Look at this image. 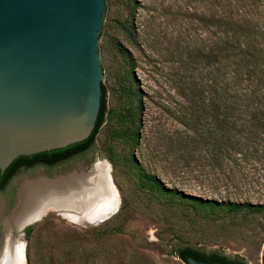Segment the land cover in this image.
Here are the masks:
<instances>
[{
	"label": "rangeland",
	"instance_id": "obj_1",
	"mask_svg": "<svg viewBox=\"0 0 264 264\" xmlns=\"http://www.w3.org/2000/svg\"><path fill=\"white\" fill-rule=\"evenodd\" d=\"M104 1L105 116L94 147L61 167L20 172L0 192V205L12 208L17 179L107 163L119 208L93 224L48 211L28 238L27 228L16 235L25 264H183L174 255L182 248L264 264V135L244 132L247 112L232 118L228 104L210 101L216 77L217 87L226 81L228 25L248 26L264 43V0ZM144 178L189 197L259 208H196L143 186Z\"/></svg>",
	"mask_w": 264,
	"mask_h": 264
},
{
	"label": "water",
	"instance_id": "obj_2",
	"mask_svg": "<svg viewBox=\"0 0 264 264\" xmlns=\"http://www.w3.org/2000/svg\"><path fill=\"white\" fill-rule=\"evenodd\" d=\"M107 15L104 0H0L1 172L18 158L63 150L91 135L101 103L100 45ZM94 168L73 174L91 175ZM23 180L29 179L13 183L12 208L1 204L5 217L18 210ZM3 241L0 229V251ZM186 264L206 263L189 258Z\"/></svg>",
	"mask_w": 264,
	"mask_h": 264
},
{
	"label": "trees",
	"instance_id": "obj_3",
	"mask_svg": "<svg viewBox=\"0 0 264 264\" xmlns=\"http://www.w3.org/2000/svg\"><path fill=\"white\" fill-rule=\"evenodd\" d=\"M232 40L225 45V59L227 61L225 73V83L223 88L217 87L220 80L216 77L214 80L211 93L213 96L211 102L228 104L233 118L238 110L247 112L244 121L248 125L245 133L257 135L258 132L264 135V112L259 113L258 110L264 108V43L255 38L256 34L252 28L238 24L232 21L229 25ZM205 85L196 91V94L202 96ZM105 88L101 84V103L99 114L95 127L91 135L83 142L67 147L63 150L45 152L31 157H21L16 159L4 171H0V192H2L12 181V179L20 173V168H31L36 161L41 164L53 166L60 162H64L73 158L78 154H85L94 147L96 135L103 123L105 116ZM219 110V107L217 106ZM221 125V122H217ZM235 126V123L232 124ZM232 126V128H233ZM231 128V129H232ZM259 130V131H258ZM143 186L156 190L165 196L179 198L181 201L190 200L196 208L209 211L223 212H247L249 209H257L250 205H236L230 203H218L212 200H202L200 198L189 197L182 193L172 192L166 189L155 178H144ZM264 208V206L262 207ZM31 229L25 230V237L28 238ZM174 255L186 264L189 258L206 264H245L242 259L228 258L218 252L205 253L198 249L182 248L174 251ZM264 263V258H263Z\"/></svg>",
	"mask_w": 264,
	"mask_h": 264
},
{
	"label": "bare ground",
	"instance_id": "obj_4",
	"mask_svg": "<svg viewBox=\"0 0 264 264\" xmlns=\"http://www.w3.org/2000/svg\"><path fill=\"white\" fill-rule=\"evenodd\" d=\"M94 169L91 175L73 174L53 181L37 177L19 183L17 212L5 217L0 205V229L4 233L0 264H25L24 244L9 236L14 231L21 232L19 229L40 216L46 207H49L48 211L56 212L55 208H58L59 211L75 213L76 216L69 218L87 224L102 222L116 213L119 200L108 177L110 166L98 163Z\"/></svg>",
	"mask_w": 264,
	"mask_h": 264
},
{
	"label": "flooded vegetation",
	"instance_id": "obj_5",
	"mask_svg": "<svg viewBox=\"0 0 264 264\" xmlns=\"http://www.w3.org/2000/svg\"><path fill=\"white\" fill-rule=\"evenodd\" d=\"M85 154H86V153H85ZM83 155H84V154H78V155L74 156L73 158H71V159H69V160H66V161H64V162H60V163L55 164V165H53V166H49V165H47V164H41L40 161H36V162L34 163V165H33L31 168H25V166H22V167L20 168V172H22V171H24V170H30V169H33V168H35V167H42L43 169L49 171V170H52V169H54V168L61 167V166L65 165V164H68V163H70L71 161H73L74 159L79 158V157H81V156H83ZM10 183H11V182H10ZM12 192H13V191H12ZM13 195H14V193H13Z\"/></svg>",
	"mask_w": 264,
	"mask_h": 264
}]
</instances>
